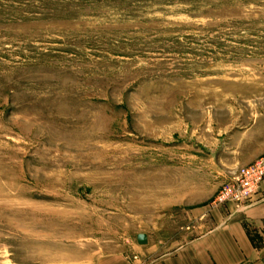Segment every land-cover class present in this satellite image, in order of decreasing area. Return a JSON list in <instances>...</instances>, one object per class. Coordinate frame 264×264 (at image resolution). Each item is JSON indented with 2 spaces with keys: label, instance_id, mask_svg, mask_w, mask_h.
I'll list each match as a JSON object with an SVG mask.
<instances>
[{
  "label": "rangeland",
  "instance_id": "1",
  "mask_svg": "<svg viewBox=\"0 0 264 264\" xmlns=\"http://www.w3.org/2000/svg\"><path fill=\"white\" fill-rule=\"evenodd\" d=\"M260 160L264 0H0V264L172 253Z\"/></svg>",
  "mask_w": 264,
  "mask_h": 264
},
{
  "label": "crops",
  "instance_id": "2",
  "mask_svg": "<svg viewBox=\"0 0 264 264\" xmlns=\"http://www.w3.org/2000/svg\"><path fill=\"white\" fill-rule=\"evenodd\" d=\"M246 162H235L229 172H236ZM200 227L207 230L172 253L155 257L111 256L100 264H242L254 253L255 230L264 225V178L259 190L246 205L229 203L221 209L199 213ZM148 253L154 252L148 248Z\"/></svg>",
  "mask_w": 264,
  "mask_h": 264
},
{
  "label": "built area",
  "instance_id": "3",
  "mask_svg": "<svg viewBox=\"0 0 264 264\" xmlns=\"http://www.w3.org/2000/svg\"><path fill=\"white\" fill-rule=\"evenodd\" d=\"M263 177L264 161L262 160L241 169L233 177L232 181L227 180L224 182L220 201H232L237 204H244L247 200H251L252 195L259 189Z\"/></svg>",
  "mask_w": 264,
  "mask_h": 264
},
{
  "label": "water",
  "instance_id": "4",
  "mask_svg": "<svg viewBox=\"0 0 264 264\" xmlns=\"http://www.w3.org/2000/svg\"><path fill=\"white\" fill-rule=\"evenodd\" d=\"M137 242L140 244V245H146L148 243V237H147V234H139L137 236Z\"/></svg>",
  "mask_w": 264,
  "mask_h": 264
},
{
  "label": "bare ground",
  "instance_id": "5",
  "mask_svg": "<svg viewBox=\"0 0 264 264\" xmlns=\"http://www.w3.org/2000/svg\"><path fill=\"white\" fill-rule=\"evenodd\" d=\"M148 237V236H147Z\"/></svg>",
  "mask_w": 264,
  "mask_h": 264
}]
</instances>
